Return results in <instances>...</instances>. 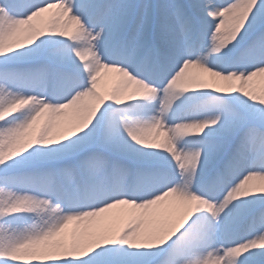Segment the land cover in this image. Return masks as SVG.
<instances>
[{"label": "snow or ice", "instance_id": "6c2138e0", "mask_svg": "<svg viewBox=\"0 0 264 264\" xmlns=\"http://www.w3.org/2000/svg\"><path fill=\"white\" fill-rule=\"evenodd\" d=\"M257 77L264 0H0V264H264Z\"/></svg>", "mask_w": 264, "mask_h": 264}, {"label": "rangeland", "instance_id": "374dc122", "mask_svg": "<svg viewBox=\"0 0 264 264\" xmlns=\"http://www.w3.org/2000/svg\"><path fill=\"white\" fill-rule=\"evenodd\" d=\"M56 11L57 10L53 8L49 10V12L42 14L45 18V21H47V19L51 17L52 14L55 13ZM115 83H116L115 80L111 76H107L101 81V86L105 89H111L112 87L115 86ZM262 86H264V77L255 78V87L259 90Z\"/></svg>", "mask_w": 264, "mask_h": 264}]
</instances>
